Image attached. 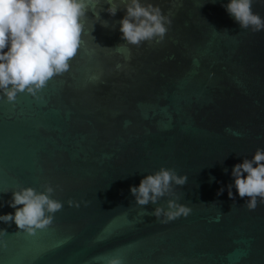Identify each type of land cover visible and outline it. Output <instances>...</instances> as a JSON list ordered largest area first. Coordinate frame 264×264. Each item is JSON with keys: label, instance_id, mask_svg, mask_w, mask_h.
<instances>
[{"label": "water", "instance_id": "obj_1", "mask_svg": "<svg viewBox=\"0 0 264 264\" xmlns=\"http://www.w3.org/2000/svg\"><path fill=\"white\" fill-rule=\"evenodd\" d=\"M164 1V42L136 47L120 20L100 22L127 0H86L69 71L14 104L0 94V215L22 188L63 204L34 235L0 222V264H264V204L248 211L226 187L264 149V31L241 29L228 0ZM252 11L264 17V0ZM162 167L187 182L137 205L130 186ZM169 200L191 214L161 224Z\"/></svg>", "mask_w": 264, "mask_h": 264}, {"label": "clouds", "instance_id": "obj_2", "mask_svg": "<svg viewBox=\"0 0 264 264\" xmlns=\"http://www.w3.org/2000/svg\"><path fill=\"white\" fill-rule=\"evenodd\" d=\"M253 2L228 0L222 7L241 29L258 33L264 31V17L252 11ZM86 7V0H0V94L7 103L14 104L17 93L25 90L34 96L50 78L69 71V61L80 48ZM107 12L114 16L117 6L111 5ZM119 24L121 39L140 47L143 42L163 43L173 20L157 4L127 0ZM121 67L116 65L117 70ZM231 177L232 184L226 186L230 199L234 186L240 198H248L244 204L248 211H254L258 201L264 204V149L257 148L251 159L243 158L233 165ZM186 182V175H177L175 170L162 167L143 176L129 191L135 203L143 206L156 203L169 192L171 184L183 186ZM51 192L50 187L46 189L48 194L37 193L33 188L13 191L7 205L14 211L0 215V222H14L18 230L29 235H34L36 229L46 228L63 207L60 201L50 199ZM67 203L76 208L81 203L87 205V201L71 199ZM45 212L50 215L45 216ZM191 212V207L169 200L167 210L157 207L152 215L161 224H168L187 218ZM3 234L0 230V235ZM106 264H123V261L114 256Z\"/></svg>", "mask_w": 264, "mask_h": 264}, {"label": "flooded vegetation", "instance_id": "obj_3", "mask_svg": "<svg viewBox=\"0 0 264 264\" xmlns=\"http://www.w3.org/2000/svg\"><path fill=\"white\" fill-rule=\"evenodd\" d=\"M149 2L159 5L162 9L166 8V6L164 4L165 3L164 0H141V3H145L146 4V3H149ZM124 5L125 4H121V5L118 6L117 12H116V14L114 16L109 15L108 12H107V8H105V11H104V14H103L105 16L104 19L102 21H100L101 20V18H100V19H98L96 21L103 22V25L106 24L107 27L109 25H111V24H114V22H116L117 20H120L123 17V15H124ZM96 23H98V22H96ZM89 25H92V22ZM103 27L107 28L105 26H103Z\"/></svg>", "mask_w": 264, "mask_h": 264}]
</instances>
